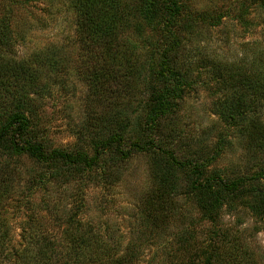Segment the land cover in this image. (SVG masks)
<instances>
[{
  "label": "rangeland",
  "instance_id": "374dc122",
  "mask_svg": "<svg viewBox=\"0 0 264 264\" xmlns=\"http://www.w3.org/2000/svg\"><path fill=\"white\" fill-rule=\"evenodd\" d=\"M71 1L0 0V62L33 60L28 65L32 66L33 78L23 86L31 90V98L33 91L46 86L44 95L34 106L36 113L31 121L45 144L68 150L83 147L90 152L91 138L82 136L83 128L93 125L92 117L96 111H102L103 103H97L94 97V88L98 86L94 87L95 79L87 73L92 65L88 50L81 44L82 30ZM179 1L182 43L177 62L188 71L194 83L184 90L174 112L160 120L157 137L179 157L208 162L207 174L234 179L260 172L264 169V154L255 152L246 143V137L224 116L230 96L237 93L230 90V79L229 83L226 79L228 71L223 68L230 69V63L243 60L245 68L259 74L262 81L264 6L248 2L241 8L235 0ZM120 3L125 5L128 23L122 40L125 46L133 47L134 57H139L135 66L145 62L152 66L151 60L156 61L161 47L167 44L166 34L158 25L150 27L141 20L137 14L138 0H120ZM146 80L148 77L142 75L136 82L130 102L114 107L126 111L134 118L133 123L138 116L135 108L146 97L145 85H142ZM251 96L248 98L256 102L252 107L257 105L258 109L252 114L260 112L264 123V99L258 95L260 99L254 97L253 100ZM174 126L175 135L170 132ZM158 157L155 153H137L121 168L112 170V179L101 169H95L78 181H50L49 186L42 189L38 185L30 188L25 183L29 177L37 175V167L31 160L26 157L11 160L0 148V173L5 171L4 175L14 176L12 186L0 198V230L4 231L6 240L19 243L30 219L37 217L44 224L51 222L46 209L35 213L34 204L57 200L80 222L100 232H117L114 238L123 243L152 242L157 237L151 233V229L157 231L154 226H160L164 232L162 239L171 242L175 229L188 226V232H195V238L204 241V245L213 240L215 231L228 246L231 243L242 250L241 255L247 254L248 263L264 264V203L254 194L229 196L213 218L206 216L190 195L179 194L174 202L178 213L173 215L167 211L162 216L164 223L153 220L151 216H155V212L146 206L145 199L158 185L153 169L159 166ZM4 165L9 166L5 169ZM171 172L172 177L176 176L175 182L184 186V171ZM4 175L0 174V179ZM151 253L152 250L147 249L141 255V264H145Z\"/></svg>",
  "mask_w": 264,
  "mask_h": 264
},
{
  "label": "trees",
  "instance_id": "16d2710c",
  "mask_svg": "<svg viewBox=\"0 0 264 264\" xmlns=\"http://www.w3.org/2000/svg\"><path fill=\"white\" fill-rule=\"evenodd\" d=\"M235 1L241 8L246 7L248 2H259L264 6V0ZM138 2L137 14L141 20L150 27L158 25L166 34L167 44L161 47L158 59L151 60L152 66H147L148 62L135 66L139 57H134L133 47L125 46L122 40L128 23L125 5L120 0L71 1L82 30L81 44L88 50L87 57L92 65L87 73L95 79L94 87L98 86L94 88V97L97 103H103L102 111H96L92 117L93 125L87 124L83 128L82 136L91 138L90 152L83 147L69 150L49 147L31 122L36 113L34 106L46 89V86L37 88L32 98L29 96L31 90L24 89V82L33 78L32 66H28L32 59L26 63L13 60L0 62V119L3 118L0 120V148L11 160L24 157L31 160L37 167V175L29 177L25 183L30 188L38 185L42 189L49 186L50 181H78L95 169H101L111 178L112 170L121 168L133 155L155 153L159 156L157 161H160L159 166L153 168L158 185L153 194L145 199V204L155 212V216H151L153 220L161 223H164L162 216L167 211L173 215L178 213L174 202L179 194L194 198L199 209L210 218L219 213L231 195L251 193L264 203V169L234 179L216 173L207 174L208 162L179 157L164 140L157 137L160 120L174 112L184 90L191 87L194 79L177 62V52L182 43L178 23L182 8L180 1ZM7 27L4 26V31ZM245 66L242 60L230 63V69L223 68L228 71L226 79L228 83L230 79V90L237 93L230 96L224 116L241 136L246 137V143L255 152L264 154V123L260 112L252 114L258 109L257 105L252 107L256 102L248 98L253 95V100L254 97L260 99V95L264 99V74L260 72V81L259 74L248 71ZM142 75L148 77L142 82L146 97L138 102L135 108L138 116L133 123L134 118L126 111L115 110L114 107L118 103L130 102L135 84ZM170 132L175 135L176 127H172ZM174 169L184 171V186L175 182L176 176H171ZM13 177L8 174L0 179V198L12 186ZM37 203L34 204L35 213L46 209L51 222L44 224L37 217L30 219L17 244L6 240L4 231L0 230V264H141V255L147 249L152 253L145 264H251L247 262V254L241 255L242 250L231 243L228 246V242L220 239L215 231L213 240L204 245V241L195 238V232H188L189 227L183 226L175 229L174 239L167 242L161 237L164 232L160 226H154L157 231L151 229V233L157 237L152 242L123 243L114 238L117 232H100L80 222L71 210L67 211L57 200H50L48 204L45 201ZM158 214L161 218L156 217ZM61 225L65 226L61 229Z\"/></svg>",
  "mask_w": 264,
  "mask_h": 264
}]
</instances>
